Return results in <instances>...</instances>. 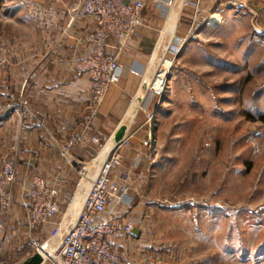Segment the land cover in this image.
<instances>
[{"label": "rangeland", "instance_id": "obj_1", "mask_svg": "<svg viewBox=\"0 0 264 264\" xmlns=\"http://www.w3.org/2000/svg\"><path fill=\"white\" fill-rule=\"evenodd\" d=\"M74 1L0 0V114L14 110L18 82L29 83L30 53L44 52L49 21L64 12L54 5ZM192 1L177 17L170 18L172 4L148 12L159 23L141 69L146 90L133 83L134 93L102 131L111 137L128 118L134 139L143 142L146 164L134 171L143 167L148 176L133 189L126 217L140 243L137 263L264 264V0H219L212 14ZM20 100L30 111L24 91ZM105 104L106 98L100 108ZM16 210L17 200L8 217L0 211L4 230ZM21 232L15 247L21 244L25 255ZM9 242L0 264L19 261Z\"/></svg>", "mask_w": 264, "mask_h": 264}, {"label": "crops", "instance_id": "obj_2", "mask_svg": "<svg viewBox=\"0 0 264 264\" xmlns=\"http://www.w3.org/2000/svg\"><path fill=\"white\" fill-rule=\"evenodd\" d=\"M123 1L128 5L138 1L145 3L146 7L143 11L145 25L129 41L123 54L120 55L119 61L122 71L120 73V83L111 87L106 96L105 106L99 109L95 118L96 134L102 138L109 136L102 132L103 128L107 129L108 121L111 119L113 112L119 108V104H122L128 96L134 93L135 85L141 81L143 82L142 90H146L147 83L145 77L141 75V69L145 64V59L148 58L153 50L156 41V30L154 28L159 23L158 19L151 17L148 12L152 10L154 12L163 11L166 9L165 7L172 4L175 9L172 10L170 18L172 15L177 17V10L187 6L193 7V4H195L192 0ZM198 3L202 6L204 13L212 14L214 9H217L219 0H198ZM68 6L54 5L58 10L64 12L49 21L48 27L53 28V32H48L51 33V36L48 34L45 39L44 52L30 53L29 74L31 78L29 83L21 84V82H18L17 85L19 86H16L20 95L19 101L14 106L19 104L21 101L20 97L24 91L27 94V98L29 97L30 111L34 118H21L19 110L16 108L8 115H5V112L0 114V155L17 161L19 166L18 180L20 179L22 182H20V187L16 190L19 210L14 211L15 214L12 216L13 218L11 217L9 223V230H4L0 224V254L5 250L6 244H11L9 239H13L14 255H19L17 264H24L36 254L40 255L30 247L29 242L31 240L41 243L47 252H52L56 249L63 235L78 218L83 201L96 175L97 165L107 157L106 154L104 158H101L102 152L100 148L87 142L74 150V162L70 165L61 157L60 149L56 144V142H65L76 135L90 113V79L88 76L78 77L74 70V63L87 53L88 44L85 42V37L95 31L97 21L79 18L75 23L70 24L71 17ZM113 44L114 42H111V45ZM113 48H109L110 52H114ZM18 61H22L20 57L16 61L17 65ZM20 67L19 63L17 70L15 67L16 72L20 71L18 70ZM0 107H2L1 104ZM41 119L46 120L49 134L40 131L37 127L36 123ZM128 121V118H126L122 121L125 126L121 125L122 127L128 126L126 133L136 132V130L132 131ZM121 126L117 127L114 132L112 131L111 136L117 133ZM149 132L145 131L144 137H147ZM131 142L133 145L132 149L124 152L127 160L124 165L132 166L134 158L139 155L143 160L141 166H144L146 160L142 149L144 147L141 145L143 142L135 140L134 137ZM140 147L141 150L139 149ZM84 165L89 168V178L81 181L80 170ZM142 168L131 172V180L128 184L131 196L134 192L133 189L135 188V191H137L148 176ZM123 169L126 170V167ZM129 170H131V167ZM26 171H29V173L24 174ZM121 173L122 170L115 173V180L119 186H122L120 181ZM24 175H27L28 178H25ZM35 178L43 179L49 188L56 190L58 200L61 206L64 205V207L62 206V213L54 217L48 225L30 228L26 212L21 208L17 198L20 197L23 187L32 188ZM84 181L88 183L89 188L88 185L81 188ZM72 198L73 201L76 198L73 206L70 203ZM77 204H79L78 207H76ZM130 207L131 205L120 206L116 217L123 221H126V217L130 219L131 216H128L127 209ZM11 230H14L12 236ZM22 230H24V235L27 237L25 247L28 253H25V255L21 253V244L19 247H15V239L17 238L20 241L18 233L23 235ZM40 232L47 234L39 235ZM45 236L46 239L41 242ZM136 239L135 231L129 238L121 236L111 239L113 244L123 249L125 264H139L137 262H139L138 256H140V253L135 254V252L136 249L139 250L140 243Z\"/></svg>", "mask_w": 264, "mask_h": 264}, {"label": "built area", "instance_id": "obj_3", "mask_svg": "<svg viewBox=\"0 0 264 264\" xmlns=\"http://www.w3.org/2000/svg\"><path fill=\"white\" fill-rule=\"evenodd\" d=\"M146 5L138 1L125 4L123 0H75L69 7L70 24L79 18L97 21V28L86 35L87 53L74 63L78 77L88 76L90 88V113L81 125L79 132L65 142H56L61 157L68 164H73L74 150L87 142L98 146L103 151L111 137L97 135L94 121L111 87L120 82V55L127 44L144 27L143 11ZM197 6L196 15L200 13ZM213 17V16H212ZM211 17V19H212ZM213 20V19H212ZM111 42H114L111 45ZM114 47V52L109 48ZM26 100H21L13 109H18L21 118H34L27 108ZM40 131L49 134L45 119L37 121ZM153 129V128H151ZM136 132L126 133L120 143H115L107 153V157L97 165L96 175L83 201L82 209L76 222L66 231L58 246L52 252H47L43 245L31 240L30 247L41 256L40 264H125L123 249L111 242L115 237H130L133 225L116 217L120 206H130L132 196L128 187L131 172L138 169L143 160L136 157L131 170L122 171L120 181L115 180V173L123 167L126 157L125 150L130 148L131 140ZM154 133L150 130L149 146ZM81 181L88 180L89 168L82 166ZM18 179L17 161L4 157L0 171V211L8 217L16 200V185ZM73 198L70 200L72 203ZM19 202L26 212L30 228L42 227L51 223L61 212L58 193L49 188L41 178L33 180L32 188L23 187ZM1 235V231H0Z\"/></svg>", "mask_w": 264, "mask_h": 264}, {"label": "water", "instance_id": "obj_4", "mask_svg": "<svg viewBox=\"0 0 264 264\" xmlns=\"http://www.w3.org/2000/svg\"><path fill=\"white\" fill-rule=\"evenodd\" d=\"M126 132H127V128L125 127L121 128L120 131L117 132V134L115 135L114 138L115 143H120L123 140ZM41 261H42L41 256L36 254L30 260L26 261L24 264H40Z\"/></svg>", "mask_w": 264, "mask_h": 264}, {"label": "bare ground", "instance_id": "obj_5", "mask_svg": "<svg viewBox=\"0 0 264 264\" xmlns=\"http://www.w3.org/2000/svg\"><path fill=\"white\" fill-rule=\"evenodd\" d=\"M216 16L214 17L213 20H215ZM114 137L111 138V140L108 142V144L104 147L103 151H102V154H101V158H104L105 155L111 150V148L114 146L115 144V141H114ZM85 185H88V183H86L85 181L82 183L81 185V188H84ZM88 188H89V185H88ZM76 201V198L74 199V201L72 202V206L74 205ZM79 204L76 205V207H78ZM75 208V207H74Z\"/></svg>", "mask_w": 264, "mask_h": 264}, {"label": "trees", "instance_id": "obj_6", "mask_svg": "<svg viewBox=\"0 0 264 264\" xmlns=\"http://www.w3.org/2000/svg\"><path fill=\"white\" fill-rule=\"evenodd\" d=\"M262 120L264 121V117H262Z\"/></svg>", "mask_w": 264, "mask_h": 264}]
</instances>
